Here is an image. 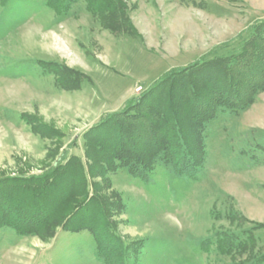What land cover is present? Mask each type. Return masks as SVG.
I'll return each instance as SVG.
<instances>
[{
	"label": "rangeland",
	"instance_id": "374dc122",
	"mask_svg": "<svg viewBox=\"0 0 264 264\" xmlns=\"http://www.w3.org/2000/svg\"><path fill=\"white\" fill-rule=\"evenodd\" d=\"M117 3L98 17L83 0L60 15L45 0H0V179L77 159L88 196L101 198L126 245L124 264H245L264 254V226L253 229L264 225V91L205 125L194 177L160 161L144 178L110 170L85 136L169 69L238 50L264 20V0ZM63 67L76 73L77 87L62 85ZM47 227H0V264H105L88 230ZM251 230L249 250L220 248L225 234L238 241Z\"/></svg>",
	"mask_w": 264,
	"mask_h": 264
},
{
	"label": "trees",
	"instance_id": "16d2710c",
	"mask_svg": "<svg viewBox=\"0 0 264 264\" xmlns=\"http://www.w3.org/2000/svg\"><path fill=\"white\" fill-rule=\"evenodd\" d=\"M77 1L45 0V5L60 15ZM83 2L85 9L98 17L111 16L118 9L117 0ZM249 29L253 35L238 50L204 55L186 66L169 69L139 97L130 99L123 110L100 120L92 133L90 130L85 135L94 160L110 170L126 167L139 178H144L157 161L178 176L194 177L203 162L201 133L205 125L218 112L248 107L255 94L264 91V20ZM52 67L55 71L59 68L57 64ZM62 70V85L77 87L81 83L76 73ZM87 186L86 172L77 159L57 165L49 173L3 177L0 227L12 228L17 234L47 226L73 232L88 230L103 263L124 264L126 245L111 229L101 198L88 196ZM252 231L238 241L235 235L225 234L219 246L233 252L247 251L255 240ZM245 264H264V254Z\"/></svg>",
	"mask_w": 264,
	"mask_h": 264
}]
</instances>
